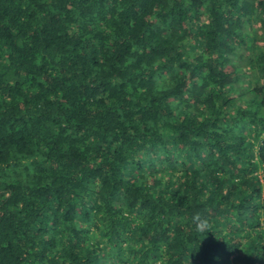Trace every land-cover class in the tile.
<instances>
[{
  "label": "trees",
  "instance_id": "1",
  "mask_svg": "<svg viewBox=\"0 0 264 264\" xmlns=\"http://www.w3.org/2000/svg\"><path fill=\"white\" fill-rule=\"evenodd\" d=\"M0 264H264V0H0Z\"/></svg>",
  "mask_w": 264,
  "mask_h": 264
}]
</instances>
